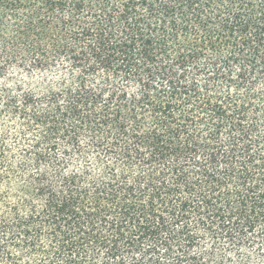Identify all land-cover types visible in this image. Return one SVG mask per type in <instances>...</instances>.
<instances>
[{
  "label": "trees",
  "instance_id": "obj_1",
  "mask_svg": "<svg viewBox=\"0 0 264 264\" xmlns=\"http://www.w3.org/2000/svg\"><path fill=\"white\" fill-rule=\"evenodd\" d=\"M0 264H264V0H0Z\"/></svg>",
  "mask_w": 264,
  "mask_h": 264
}]
</instances>
